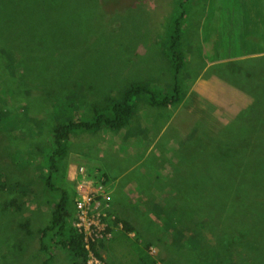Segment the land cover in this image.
<instances>
[{
	"label": "rangeland",
	"instance_id": "1",
	"mask_svg": "<svg viewBox=\"0 0 264 264\" xmlns=\"http://www.w3.org/2000/svg\"><path fill=\"white\" fill-rule=\"evenodd\" d=\"M58 1L50 8V0H16L9 6L13 26H5V10L0 8V181L6 186L0 188V264H43L47 256L53 257L52 264L75 260L59 245L65 236L56 232L49 240V232L43 238L41 230L52 210L48 198L69 192L80 169L81 177L89 172L85 162L74 160V153L80 140L93 138L87 136L92 133L75 129L71 143L63 144V155L54 156L61 175L66 162L77 163L73 176L69 165L68 182L54 172L47 182L49 157L56 147L52 128L70 120L93 119L95 107L132 83L149 84L156 98L167 93L182 99L161 109L141 96L124 134L135 128L136 119L147 129L145 148L150 156L160 154L162 147L173 153L172 178L179 193L188 192V174L205 175L209 186L216 180L217 187L203 185L209 194L200 205L199 199L193 200V207L207 216L180 219L189 241L162 243L142 230L145 241L136 242V232L126 236L116 228L114 244L105 248L108 260L190 264L186 253L193 258L196 252L193 264H210L207 259L213 254L218 264L264 261V92H259L264 87V55L255 54L256 47L264 48V19L252 21L251 27L237 25L247 10L244 0H98V5L92 0ZM63 2L69 9L61 7ZM209 14L217 21L207 24ZM173 18L181 24L178 50L185 61L177 74L178 92L173 90L175 80L164 57ZM220 24L231 27L220 31ZM208 25H216L218 31L210 41ZM4 77L7 85L2 87ZM224 83L230 88V101L229 93L217 88L213 98L212 92L210 98L198 94L203 84ZM142 110L146 112L140 117ZM99 176L95 181L106 184L105 176ZM107 191L109 206L117 208L112 203L116 195L109 187ZM237 191L232 201L227 193ZM243 191L246 194L240 197ZM11 198L24 209L9 207ZM233 234L236 248L226 261L218 249ZM132 245H138L141 253H132Z\"/></svg>",
	"mask_w": 264,
	"mask_h": 264
},
{
	"label": "trees",
	"instance_id": "2",
	"mask_svg": "<svg viewBox=\"0 0 264 264\" xmlns=\"http://www.w3.org/2000/svg\"><path fill=\"white\" fill-rule=\"evenodd\" d=\"M15 1L16 0H0V8L5 10V14H3L0 11L3 15V21L5 23V26H13L16 24L12 11L11 9H9V6L12 5ZM92 1L97 5L99 4L98 0H92ZM50 3H53V6H51L50 8H54L59 5L58 0H50ZM60 5L64 10L69 9L70 6L67 2H63ZM244 5L247 8V10L243 11L242 14V20L244 22L252 23V21L255 20L262 21L264 19V3L261 0H244ZM216 12L221 17L220 11L218 9L216 10ZM237 17L240 18L238 14ZM169 19L170 16L168 17V20ZM171 21L172 24L169 23L168 26V29L171 26L170 27L171 35L168 38V42H166V46L164 49V57L165 59L168 60V63L170 65L173 74V79L175 80V85L173 86V90L175 92H178L179 86H177L176 84L177 74L181 71L180 69L182 68L183 63H185V61L182 53L178 50L181 24L179 23L178 18H173L170 20V22ZM65 24L69 26L68 23ZM222 28L223 27H220V31ZM6 85H7V79L4 77V84L2 87H5ZM151 89L152 88L149 84L142 85V84L132 83L128 87H125L122 91L118 92L116 94L118 95L117 97L110 96L103 101V104L101 106L98 105L97 107H95L93 119L89 121L70 120L66 123L63 122L57 123L52 128L53 140L56 147L51 152V155L49 157V164L46 170L48 177L46 178V181L49 182L50 177L54 172L59 174V176L63 180V183L68 182L66 178L68 177L67 162L64 165V173L63 175H61L59 172L60 166L58 165L56 158L54 156L63 155V153L65 152V149L63 148V144H65L68 140L70 141L69 136L72 133H75L74 132L75 129H78L83 132L86 131L88 133H96L97 130L101 128H107L109 130H118L123 127L129 126L131 125L132 120L134 119L138 110V106H137V110H135L136 107L135 101L137 100L138 102L140 100L139 98L144 95L147 96L146 101L149 105L153 107H159L161 109L163 108L167 109V107L171 105L172 106L178 105L182 99L181 96L174 97V95L167 93L162 94L161 98H156L154 92ZM144 112H146V110H142V112L140 113V117H142V114ZM250 119L252 120L251 116ZM134 122L136 123V126L133 130L138 128L142 133H144L147 130L145 126L143 125L141 126L139 124L138 120L135 119ZM217 158L218 156L213 157V159H217ZM202 168H203V164H202ZM87 174L88 173H86L83 177H81L82 174L80 169L77 174V179L72 184V188L71 190H69V192H62V194H60L59 196H52L53 198L52 200L48 198V201L52 203V210L50 212L49 223L46 225V227L43 230H41L43 238L45 237L47 231L49 232L50 235L49 237H47L49 240H53V234L56 232H58L60 236H65V240L63 241V244H59V245H61L64 250H67L73 256V258H75V260L72 261V264H86V253L83 248L82 239L80 234L77 232V227L74 224V214H75L74 198L77 192L76 186L78 184V180L83 179L85 176H87ZM186 178H188L187 183L185 184L186 181H184L183 183L185 184V187L188 189V192L179 193L178 184L176 185L175 183L177 182L175 178H172L171 181L173 183V186L171 187V191L153 194L156 200L155 205L140 204V206H142L141 208L131 207L129 203L128 205H125L127 204V202L126 200H122L123 197L117 198L116 196H112L113 204L121 205L124 207V208H117L121 216L116 212V208H111L109 206L108 200H110V196L105 186V181H103L102 185L104 190L102 191V194H106L109 196V199L106 200L108 206L105 208V211L107 213L105 217V221L109 223L110 229L111 226H119L126 236H128L129 233H131V231L136 232L137 234L134 236L136 238V242L145 241V239L142 237V235L144 236L142 230L143 231L145 230L146 235L154 236L162 243H164L165 240H169L171 242L172 240L175 239H183L185 241H189L186 239L184 233L182 232L183 224L180 219H184L186 215L192 216L195 219L201 213L204 216L208 215L207 213H203L201 208H197V207L194 208L193 200L195 198L199 199L201 203H199L198 205L202 204L205 197L209 194V192L204 188L203 185L215 189L217 187V181L215 180L213 186H209V179L205 175L189 176L188 174ZM193 183H199V184L193 185ZM48 185L51 187V184ZM5 187L6 186L4 181H0V188L5 189ZM42 192L46 194L47 197H49L46 188L42 187ZM245 194L246 191H243L239 193V196L243 197ZM227 195L229 196L230 199H232V201H234V199L238 195V191L228 192ZM99 197L102 199L101 194L99 195ZM166 200H168L169 202ZM167 203H169V206L166 208ZM8 206L13 208L14 211H22L24 209L21 206L20 202H18L15 198H11L8 201ZM217 209L219 208L217 207ZM34 210H36V208ZM179 212H182V215ZM126 213L128 214V216L126 215ZM150 213H151L150 216L151 218L149 217ZM118 223H120V225H118ZM55 228H57V230H55ZM111 237L109 238L110 240L108 239V241L102 242L99 240L98 242H95V244L92 245L93 251L99 257H101V254H100V250L98 249V246L99 245L106 246L108 242L113 243ZM236 240H237V235L233 234L231 238L224 241L223 247H220L218 249V252L220 254L222 252L225 254L226 261L230 259L234 249L236 248ZM131 247L133 249L132 253L135 252L138 254L141 253L138 245H132ZM41 248L46 249L45 246ZM163 248L165 253L167 254L168 252L166 247ZM120 250L121 252H123L122 249H119V251ZM195 254L196 252L194 253L192 258L189 256L188 253H186L187 259L189 260L190 264L194 263ZM104 260H105V264H110L106 259ZM52 261H53V257L47 256L43 264H52ZM207 263L218 264L219 263L218 257L213 254L211 258L207 259ZM252 263L264 264V261H260V262L251 261L248 264H252Z\"/></svg>",
	"mask_w": 264,
	"mask_h": 264
},
{
	"label": "crops",
	"instance_id": "3",
	"mask_svg": "<svg viewBox=\"0 0 264 264\" xmlns=\"http://www.w3.org/2000/svg\"><path fill=\"white\" fill-rule=\"evenodd\" d=\"M209 17L210 19L207 24H212L217 21V19L210 14ZM240 24L251 27V23L243 22L242 20H240L237 25ZM220 27L228 29L231 26L221 25ZM234 27L237 28L236 26ZM217 33L216 25H208L207 39L209 41L215 38ZM256 48H258L259 51L255 54L264 55L263 47L258 46ZM196 87L197 83L193 85L192 90L195 91ZM214 88L226 90V92L229 93L226 100H232L230 92L227 91L230 88L226 83H224V85L219 84L217 87L211 84H203L202 87H200L198 94L201 97L210 98L209 92H212L213 98L215 96ZM259 92L263 93L264 87L260 89ZM170 107L173 106H168L167 109ZM158 115L159 113L155 115V119H157ZM154 122L155 120H151V125H153ZM123 129L124 127L112 131L104 129L96 133L88 134L87 136L92 137L96 142H92L93 140L90 142H85L83 139L80 140L78 143V153H74V160L81 159L85 162L88 165L87 170L89 172L87 173L94 180H98L101 177L99 176L100 174L104 175L107 180L105 186L109 187L110 191L114 193L117 198L123 197L122 200H126L127 202L125 205H128L129 203L131 207L136 208H141L140 204L145 205V202L147 205H155L156 200L153 194L169 192L173 186L171 181L173 175L171 164L174 163L171 154L173 153H168L167 150L162 147L160 154L156 153L150 156L145 148L147 144V140L145 139L147 130L142 133L136 128L135 130L124 134ZM159 134H162V131ZM71 137L72 134L69 138ZM155 141H159V137H157ZM180 156L183 160L187 159L186 155L183 156L180 154ZM75 164H67V169L70 165L69 172L71 176H73ZM117 208L124 207L119 205ZM117 208L116 212L121 216ZM126 215L128 216L127 213ZM105 224V235L100 240L102 242L108 241L109 238L106 237L107 232H110L112 235L116 228H120L119 226H111L110 229L109 223L105 222ZM118 225H120V223H118ZM132 232L133 231H131V233ZM112 244L113 243L108 242L106 246L99 245L98 249L100 250V254L105 257L110 264H121L115 260H108L107 258L108 252L105 251V248Z\"/></svg>",
	"mask_w": 264,
	"mask_h": 264
},
{
	"label": "built area",
	"instance_id": "4",
	"mask_svg": "<svg viewBox=\"0 0 264 264\" xmlns=\"http://www.w3.org/2000/svg\"><path fill=\"white\" fill-rule=\"evenodd\" d=\"M77 192L74 198V224L82 239L86 253V264H105L104 261L93 251L92 245L101 240L105 235V208L109 196L102 194L103 185L93 178L85 176L78 180ZM101 191V192H99ZM102 195V199L99 195ZM110 238L111 233L107 232Z\"/></svg>",
	"mask_w": 264,
	"mask_h": 264
},
{
	"label": "clouds",
	"instance_id": "5",
	"mask_svg": "<svg viewBox=\"0 0 264 264\" xmlns=\"http://www.w3.org/2000/svg\"><path fill=\"white\" fill-rule=\"evenodd\" d=\"M104 129H107V128H101V129H99V130H97V132L98 131H101V130H104ZM109 130V129H108ZM112 131V130H111ZM108 193H110V192H108Z\"/></svg>",
	"mask_w": 264,
	"mask_h": 264
},
{
	"label": "water",
	"instance_id": "6",
	"mask_svg": "<svg viewBox=\"0 0 264 264\" xmlns=\"http://www.w3.org/2000/svg\"><path fill=\"white\" fill-rule=\"evenodd\" d=\"M100 258H101V259L104 261V263H105V260H104V259H105V257H103V256L101 255V257H100Z\"/></svg>",
	"mask_w": 264,
	"mask_h": 264
}]
</instances>
